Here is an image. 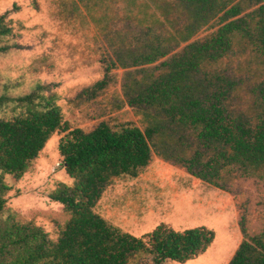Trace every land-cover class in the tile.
Segmentation results:
<instances>
[{"label": "trees", "instance_id": "trees-1", "mask_svg": "<svg viewBox=\"0 0 264 264\" xmlns=\"http://www.w3.org/2000/svg\"><path fill=\"white\" fill-rule=\"evenodd\" d=\"M246 2V6H244ZM184 21L174 25L155 13L124 29L103 27L113 56L106 76L84 95L96 96L109 84L115 68H139L160 62L157 71L142 70L127 77L125 90L132 105L147 117L145 129L119 128L101 122L90 131L71 128L61 107L40 87L24 96H0V111L10 104L20 112L0 119V213L8 203L5 174L21 177L39 157L50 137L59 141L62 166L75 180L50 194L70 213L57 241L32 223L0 225V264H164L186 262L206 251L216 232L206 226L184 231L168 224L136 237L95 211L103 192L118 177L138 176L153 154L179 163L197 178L220 187L225 171L264 167V84L256 95L254 114L232 108L242 82L219 67L237 45L252 47L264 63V0H169ZM219 20L205 39L192 40L203 27ZM130 22V21H129ZM7 13H0V53L12 48ZM246 233L244 221L241 222ZM229 264H264V237H247Z\"/></svg>", "mask_w": 264, "mask_h": 264}, {"label": "rangeland", "instance_id": "rangeland-1", "mask_svg": "<svg viewBox=\"0 0 264 264\" xmlns=\"http://www.w3.org/2000/svg\"><path fill=\"white\" fill-rule=\"evenodd\" d=\"M169 0H0V13H7L13 34L5 41L12 48L0 53V96H24L40 87L61 107L64 121L71 127L90 131L101 122L119 128L125 124L145 129L144 111L129 101L125 84L132 72L142 76V68L157 71L155 64L108 73L109 84L96 96L84 95L106 76L105 63L113 56L109 36L103 27L124 29L127 19L155 13L179 25L184 16ZM246 6V2L243 3ZM130 21V22H129ZM219 27V20L203 27L192 40L205 39ZM242 82L232 108L254 114L256 92L264 84V63L252 47L237 45L235 52L219 65ZM10 104L0 111V119L15 112ZM62 132L54 133L39 157L21 176L5 174L10 187L8 203L0 213L6 221L42 226L53 241L70 220L64 206L50 194L60 184L74 186L62 166L59 152ZM220 187L188 172L183 165L153 154L138 176L115 178L99 199L95 211L111 224L136 237L168 224L175 230L209 227L216 232L213 244L186 262L164 264H229L242 242L255 235L264 237V167L244 169L234 166L224 172ZM247 232L244 233L241 222Z\"/></svg>", "mask_w": 264, "mask_h": 264}]
</instances>
